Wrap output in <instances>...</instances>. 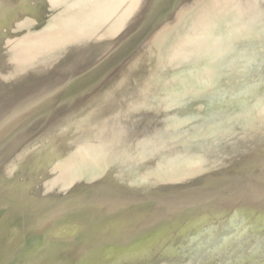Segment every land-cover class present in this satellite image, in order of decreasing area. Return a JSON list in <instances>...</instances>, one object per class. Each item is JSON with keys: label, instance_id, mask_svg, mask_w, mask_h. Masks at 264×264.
Segmentation results:
<instances>
[{"label": "rangeland", "instance_id": "obj_1", "mask_svg": "<svg viewBox=\"0 0 264 264\" xmlns=\"http://www.w3.org/2000/svg\"><path fill=\"white\" fill-rule=\"evenodd\" d=\"M0 264H264V0H0Z\"/></svg>", "mask_w": 264, "mask_h": 264}, {"label": "bare ground", "instance_id": "obj_2", "mask_svg": "<svg viewBox=\"0 0 264 264\" xmlns=\"http://www.w3.org/2000/svg\"><path fill=\"white\" fill-rule=\"evenodd\" d=\"M16 73H17V72H16ZM18 74H19V73H18ZM19 77H20V76H19ZM19 77H18V78H19ZM21 78H22V77H21ZM15 79H17V78H15ZM14 82H15V81H14ZM7 86H8V85H7ZM10 86H11V85L9 84V86L6 87V88H9ZM64 91H65V90H64ZM60 95H61V94H60ZM31 96H32V95H31ZM31 96H30V97H31ZM36 96H37V95H36ZM36 96H35V97H36ZM32 97H34V96H32ZM35 97H34V98H35ZM37 97H38V96H37ZM100 98H101V96H100ZM26 99H27V98H26ZM28 99H29V98H28ZM35 99H36V98H35ZM30 100H32V99H30ZM30 100H29V101H30ZM49 100H50V99H49ZM23 101H25V100H23ZM20 102H21V101H20ZM20 102H19V104H20ZM24 103H25V102H22V104H21L20 106H23ZM25 104H26V103H25ZM27 104H28V103H27ZM29 104H32V102L29 103ZM29 104H28V105H29ZM28 107H29V106H28ZM35 107H36V106H35ZM107 107H109V106H107ZM21 108H22V107H21ZM19 109H20V108H19ZM13 112H14V111H13ZM13 114H14V113H13ZM24 115H25V114H24ZM10 117H11V116H10ZM35 118H36V117H35ZM7 119H8V118H7ZM34 120H35V119H34ZM12 122H13V121H12ZM7 124H8V123H7ZM7 124H6V125H7ZM10 124H11V123H10ZM101 196H102V195H101ZM86 227H87V226H86Z\"/></svg>", "mask_w": 264, "mask_h": 264}]
</instances>
